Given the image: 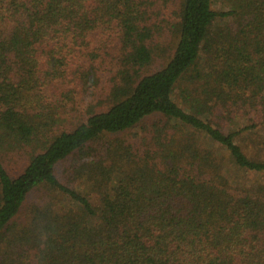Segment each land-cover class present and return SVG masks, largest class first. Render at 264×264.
Segmentation results:
<instances>
[{
    "label": "trees",
    "instance_id": "trees-1",
    "mask_svg": "<svg viewBox=\"0 0 264 264\" xmlns=\"http://www.w3.org/2000/svg\"><path fill=\"white\" fill-rule=\"evenodd\" d=\"M0 264H264V0H0Z\"/></svg>",
    "mask_w": 264,
    "mask_h": 264
},
{
    "label": "rangeland",
    "instance_id": "rangeland-1",
    "mask_svg": "<svg viewBox=\"0 0 264 264\" xmlns=\"http://www.w3.org/2000/svg\"><path fill=\"white\" fill-rule=\"evenodd\" d=\"M218 5L220 6L221 5V3L220 2H218ZM153 121V120H152ZM256 179V177L255 178H248V180L251 182L252 180H255Z\"/></svg>",
    "mask_w": 264,
    "mask_h": 264
}]
</instances>
